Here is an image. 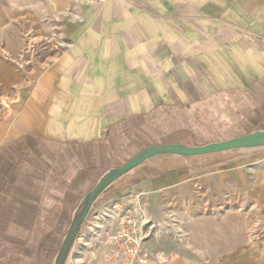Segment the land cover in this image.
I'll return each mask as SVG.
<instances>
[{
	"label": "crops",
	"instance_id": "1",
	"mask_svg": "<svg viewBox=\"0 0 264 264\" xmlns=\"http://www.w3.org/2000/svg\"><path fill=\"white\" fill-rule=\"evenodd\" d=\"M173 113L264 130V0H0V264H53L88 180L170 144ZM151 160L140 264H264V148Z\"/></svg>",
	"mask_w": 264,
	"mask_h": 264
},
{
	"label": "rangeland",
	"instance_id": "2",
	"mask_svg": "<svg viewBox=\"0 0 264 264\" xmlns=\"http://www.w3.org/2000/svg\"><path fill=\"white\" fill-rule=\"evenodd\" d=\"M40 55H41V52H39V55H35V57L32 60L33 65L34 63L41 61L37 59L38 57H40ZM43 62H45V60L41 61L40 63H43ZM32 64L31 65L26 64L21 67V71L24 77L22 81L23 83H25L24 81L28 80L29 74L33 69ZM33 78L36 79L34 75H33ZM27 83H30V82L27 81ZM10 103L11 101H6L5 105L7 109L10 108ZM169 123L172 126V129H170L169 131L170 133H168V135L164 138H161L159 140L157 139L158 141H162V142H166L170 144L178 143V144H183L186 146H202V145L212 143V142L226 141V140L252 132V130H222V129L216 130L214 129V130L207 131L206 134L201 133L200 127L201 126L205 127L207 125L206 122H203L200 120L198 122L192 123L191 114H181L180 115V114L173 113L170 116ZM215 125H218V123H215ZM219 133L221 134L219 135ZM149 146H152V145H147L146 148ZM155 161L156 160H151L147 162V164L153 163ZM124 163L126 162L119 161V162L110 163L109 165H107L106 168L103 169V171L98 176L94 177L93 179H89L88 180L89 182L87 183V186H86V192L83 195H81L80 199L77 202L76 208L78 207L81 199L96 186L97 182L99 181V179L104 173H106L111 168L120 167ZM130 177L131 175H125L121 178V180H118V182L114 184L115 187H119L120 189L117 190L118 192L114 197L115 201L113 203H109L107 205L106 203L109 201H105L104 202L105 206L102 211L100 210L101 206H97L90 213L85 225L82 227L79 240L75 246V250L68 264H80L81 262L85 264H100L99 261H103L105 259L107 260L106 249L104 246L105 229H106L105 227H107L108 225H111L114 222V220L110 216L111 215L116 216L115 214L117 213V207L119 206L118 209L120 207H125L126 205L129 204L130 199L133 198L134 195L129 193V190H128V188H130L129 187ZM76 208L72 212V217H73V214ZM164 212L166 214V218L168 219V221H172L173 218H175V217L173 218L171 217L173 215L172 210L168 209ZM71 221H72V218H71ZM99 223L101 225L100 228H98ZM170 224L175 225L176 223L171 222ZM174 225H170L168 228H170L175 234ZM166 228H165V233L167 230ZM148 230L151 236L148 238V240H146V243L149 240L155 238V235H157L156 233L157 228L152 220H151V225L148 228ZM263 235H264V232H263Z\"/></svg>",
	"mask_w": 264,
	"mask_h": 264
},
{
	"label": "water",
	"instance_id": "3",
	"mask_svg": "<svg viewBox=\"0 0 264 264\" xmlns=\"http://www.w3.org/2000/svg\"><path fill=\"white\" fill-rule=\"evenodd\" d=\"M262 148H264V130L254 131L247 135L235 137L226 141L212 142L202 146H186L183 144L172 143L165 145H152L145 148L122 166L111 168L104 173L96 186L81 199L73 214L71 224L53 264H68L79 240L82 227L85 225L92 212L95 202L106 193L114 183L147 161L161 156L193 158Z\"/></svg>",
	"mask_w": 264,
	"mask_h": 264
},
{
	"label": "built area",
	"instance_id": "4",
	"mask_svg": "<svg viewBox=\"0 0 264 264\" xmlns=\"http://www.w3.org/2000/svg\"><path fill=\"white\" fill-rule=\"evenodd\" d=\"M118 207L116 216L109 215L114 222L105 231L106 258L110 261L140 264L144 261L146 240L151 236L148 230L151 220L147 217L142 200L137 195H134L125 207L119 209ZM171 257L166 256L164 261L169 262Z\"/></svg>",
	"mask_w": 264,
	"mask_h": 264
},
{
	"label": "bare ground",
	"instance_id": "5",
	"mask_svg": "<svg viewBox=\"0 0 264 264\" xmlns=\"http://www.w3.org/2000/svg\"><path fill=\"white\" fill-rule=\"evenodd\" d=\"M73 255V254H72ZM72 257V256H71ZM71 260V258L69 259V261Z\"/></svg>",
	"mask_w": 264,
	"mask_h": 264
}]
</instances>
